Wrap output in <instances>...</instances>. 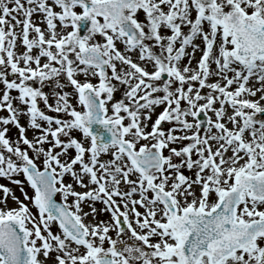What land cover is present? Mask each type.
Instances as JSON below:
<instances>
[{
    "label": "snow or ice",
    "instance_id": "1",
    "mask_svg": "<svg viewBox=\"0 0 264 264\" xmlns=\"http://www.w3.org/2000/svg\"><path fill=\"white\" fill-rule=\"evenodd\" d=\"M0 264H264V0H0Z\"/></svg>",
    "mask_w": 264,
    "mask_h": 264
},
{
    "label": "rangeland",
    "instance_id": "2",
    "mask_svg": "<svg viewBox=\"0 0 264 264\" xmlns=\"http://www.w3.org/2000/svg\"><path fill=\"white\" fill-rule=\"evenodd\" d=\"M30 135V134H29Z\"/></svg>",
    "mask_w": 264,
    "mask_h": 264
}]
</instances>
